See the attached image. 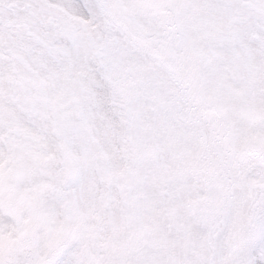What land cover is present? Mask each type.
Segmentation results:
<instances>
[{
    "label": "snow or ice",
    "instance_id": "6c2138e0",
    "mask_svg": "<svg viewBox=\"0 0 264 264\" xmlns=\"http://www.w3.org/2000/svg\"><path fill=\"white\" fill-rule=\"evenodd\" d=\"M0 264H264V0H0Z\"/></svg>",
    "mask_w": 264,
    "mask_h": 264
}]
</instances>
